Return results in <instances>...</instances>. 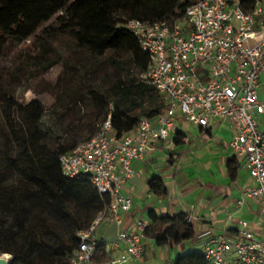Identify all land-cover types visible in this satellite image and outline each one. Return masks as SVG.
Returning a JSON list of instances; mask_svg holds the SVG:
<instances>
[{"label": "trees", "instance_id": "1", "mask_svg": "<svg viewBox=\"0 0 264 264\" xmlns=\"http://www.w3.org/2000/svg\"><path fill=\"white\" fill-rule=\"evenodd\" d=\"M196 1L0 0V255H11L12 264H67L78 246L77 234L108 209V196H100L88 178L61 173L59 157L94 136L108 116L120 136L133 132L140 120L154 122L164 112V97L143 80L148 56L126 24H172ZM252 7V0L241 1L244 11ZM21 24L31 29L21 30ZM61 37L70 38L84 58L80 64L62 59V75L52 86L58 92L49 113L53 122L43 125L47 110L42 102L35 98L19 104L13 91L20 81L33 78L34 59L49 55ZM31 38L39 45L36 55L22 46ZM80 105L88 114L79 124L75 110ZM53 124H62L64 131L54 146L47 142ZM183 138L176 130L171 143L181 146ZM229 167L232 173L233 161ZM148 188L166 196L159 178H152ZM147 218L144 235L156 246L171 248L194 236L183 213L166 216L150 210ZM94 242L93 261H106L105 243ZM172 264L210 263L202 251H190Z\"/></svg>", "mask_w": 264, "mask_h": 264}, {"label": "built area", "instance_id": "2", "mask_svg": "<svg viewBox=\"0 0 264 264\" xmlns=\"http://www.w3.org/2000/svg\"><path fill=\"white\" fill-rule=\"evenodd\" d=\"M241 1L197 0L172 24H126L148 56L143 80L164 97L166 108L154 122L142 119L133 132L120 136L108 116L94 136L59 157L64 176L86 177L100 196L109 198L108 209L77 234L78 246L67 264H92L99 224L121 226V214L132 206L131 198L121 192L136 175L132 164L174 135L178 116L203 129L210 121L227 123L234 159L252 181L243 188L241 201L257 202L264 218V130L258 124L264 116V101L258 97L264 76V0H252L250 11L241 8ZM146 225L138 221L133 232L117 231L111 245L124 252L107 264H127L140 257ZM202 253L210 264H264V240L256 239L249 223L239 220L233 234L224 230L210 238Z\"/></svg>", "mask_w": 264, "mask_h": 264}, {"label": "crops", "instance_id": "3", "mask_svg": "<svg viewBox=\"0 0 264 264\" xmlns=\"http://www.w3.org/2000/svg\"><path fill=\"white\" fill-rule=\"evenodd\" d=\"M258 97L264 101V76L260 79ZM258 124L264 130V116L259 117ZM177 130L184 136L181 146L173 145L170 138L155 145L143 161L132 164L136 175L121 189L122 194L131 198L132 206L121 214L119 228L109 222L99 224L93 238L97 239L95 236L99 235L107 240L106 261H93L92 264H107L119 258L124 249L114 250L111 245L117 231L133 232L138 221L147 224L150 210L158 215L183 213L191 216L194 236L171 248L156 246L152 239L145 237L140 257L127 264H172L182 253L201 252L210 238L224 230L233 234L239 220L249 223L256 239L264 240L260 206L251 199L241 201L243 188L250 186L252 181L248 172L234 159L229 147L231 134L227 123L210 121L203 129L178 116ZM232 161L236 168L231 173L229 164ZM154 177L159 178L166 188L163 198L149 191L148 182Z\"/></svg>", "mask_w": 264, "mask_h": 264}, {"label": "rangeland", "instance_id": "4", "mask_svg": "<svg viewBox=\"0 0 264 264\" xmlns=\"http://www.w3.org/2000/svg\"><path fill=\"white\" fill-rule=\"evenodd\" d=\"M21 30L29 31L31 29L30 25L21 24L19 26ZM34 38H31L30 41L25 42L22 46L25 51H30L32 55H36L35 50L39 45L34 46ZM37 42V41H36ZM54 50L47 56L38 57L34 59L32 65L33 78L31 80H23L16 84L13 91V97L19 104H26L29 101L37 98L39 99L44 107L47 110L45 117L42 122L43 125H50L52 118L50 117V111L54 107L55 99L58 97L57 93L52 89L54 82L62 75L63 72V63L62 59H68L69 63L73 64V61L76 60L78 64L82 63L83 55L76 48L73 41L68 37H61L56 40ZM110 68L106 66L104 71L106 73L110 72ZM103 73V72H102ZM102 73H99L101 75ZM64 101V100H63ZM85 114H88V109L84 105H80L75 110V120L77 123H81ZM53 122V121H52ZM2 124V123H1ZM56 125V126H55ZM53 133L47 136V142L54 146L55 137L63 138V129L62 124H53ZM98 229L100 227H97ZM98 231V230H97ZM96 231V232H97ZM100 242H106L104 238H100L99 235L95 236ZM108 248V244H106ZM1 254V253H0ZM3 255H0L2 257ZM6 259L9 261V258L12 260L11 255H6Z\"/></svg>", "mask_w": 264, "mask_h": 264}, {"label": "water", "instance_id": "5", "mask_svg": "<svg viewBox=\"0 0 264 264\" xmlns=\"http://www.w3.org/2000/svg\"><path fill=\"white\" fill-rule=\"evenodd\" d=\"M0 264H12V260L9 258V262L5 258H0Z\"/></svg>", "mask_w": 264, "mask_h": 264}, {"label": "bare ground", "instance_id": "6", "mask_svg": "<svg viewBox=\"0 0 264 264\" xmlns=\"http://www.w3.org/2000/svg\"><path fill=\"white\" fill-rule=\"evenodd\" d=\"M9 262V261H8Z\"/></svg>", "mask_w": 264, "mask_h": 264}]
</instances>
